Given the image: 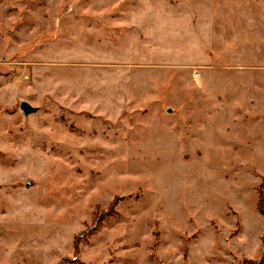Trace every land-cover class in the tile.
Returning a JSON list of instances; mask_svg holds the SVG:
<instances>
[{
  "label": "rangeland",
  "instance_id": "obj_1",
  "mask_svg": "<svg viewBox=\"0 0 264 264\" xmlns=\"http://www.w3.org/2000/svg\"><path fill=\"white\" fill-rule=\"evenodd\" d=\"M263 182L264 0H0V264H264Z\"/></svg>",
  "mask_w": 264,
  "mask_h": 264
},
{
  "label": "trees",
  "instance_id": "obj_2",
  "mask_svg": "<svg viewBox=\"0 0 264 264\" xmlns=\"http://www.w3.org/2000/svg\"><path fill=\"white\" fill-rule=\"evenodd\" d=\"M260 200H259V211L260 213L264 214V182L263 184L260 185ZM101 215V214H100ZM100 215H96V217L100 216ZM97 222V221H96ZM96 224V223H95ZM94 224V225H95ZM88 237V233H81L76 239H75V244L79 245V242H81L82 240L86 239ZM263 241H264V236L262 237ZM78 248V246H77ZM76 248V249H77ZM245 264H255L254 262L250 261V262H246Z\"/></svg>",
  "mask_w": 264,
  "mask_h": 264
},
{
  "label": "water",
  "instance_id": "obj_3",
  "mask_svg": "<svg viewBox=\"0 0 264 264\" xmlns=\"http://www.w3.org/2000/svg\"><path fill=\"white\" fill-rule=\"evenodd\" d=\"M21 109L24 111L25 114H31L36 111V109L32 108L27 102L21 103Z\"/></svg>",
  "mask_w": 264,
  "mask_h": 264
}]
</instances>
